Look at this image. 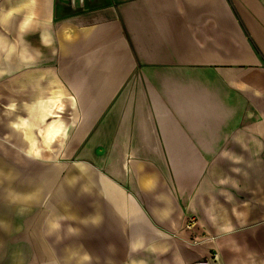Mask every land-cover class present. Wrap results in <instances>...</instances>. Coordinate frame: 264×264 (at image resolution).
Listing matches in <instances>:
<instances>
[{"label":"crops","instance_id":"0c3cea01","mask_svg":"<svg viewBox=\"0 0 264 264\" xmlns=\"http://www.w3.org/2000/svg\"><path fill=\"white\" fill-rule=\"evenodd\" d=\"M36 1L33 20L18 27L21 60L32 59L24 32L38 19L53 65L25 69L16 80L30 88L13 87L21 102L10 97L2 108L4 138L20 152L0 153V264H35L42 249L128 244L156 264H192L211 251L256 264L254 251L264 256V0H82L80 10L74 0L68 14L55 7L54 30L52 0ZM1 9L19 21L28 11L16 0ZM14 47L0 32V61ZM58 92L70 97L53 107L69 127L64 145L60 135L53 151L30 155L11 119L24 102ZM51 234L62 241L48 242ZM174 234L201 242L180 251Z\"/></svg>","mask_w":264,"mask_h":264},{"label":"rangeland","instance_id":"374dc122","mask_svg":"<svg viewBox=\"0 0 264 264\" xmlns=\"http://www.w3.org/2000/svg\"><path fill=\"white\" fill-rule=\"evenodd\" d=\"M8 2L9 0H0V32L3 33V35L7 36L10 40H12L15 43V47L8 53L9 55L6 54L4 49L1 51L2 55H1L0 67L1 66L7 67L6 72L0 73V153H2L3 155L4 153L9 152L11 150H13V152L14 151L20 152L19 147H17L16 145L13 147L10 141L4 138L6 127L4 126L3 116L5 112L2 110V108H4V106L9 102L10 97L14 98L16 103L17 102L20 103L21 102L20 98H23L21 96H18L17 94H15L17 97L10 95L11 92L16 93L13 91V87H15V89L16 87L23 88L25 93H27L26 90L30 88V86L25 87V88L22 87L20 83L16 80V78L21 76L22 75L21 73L25 69L27 70L29 68L41 67L44 65L52 67L53 65L52 64L53 62L52 53L51 52L49 53L46 49L39 47V41L37 39V30H38V27L44 26V24H47V23H44L43 21L38 20V19L34 20L24 32L25 42L27 43L28 50L32 54V59L29 62H23L21 60V54L19 50L20 48H19V44L17 41L19 37L18 27L20 29V25H18L20 16L13 15L7 18L1 14L3 12L1 7L7 6ZM73 3H74V0H52V13L53 14L55 13V7L57 6L61 10H63L62 11L63 14L65 13L68 14L69 8ZM82 3H83L82 0H76V5L77 7L79 6L78 7L79 10L81 9L80 6ZM1 23L9 24L10 26L5 29ZM55 24H56V19H55V14H54L52 21L49 24L52 30H54ZM52 49L53 48L51 47V50L49 51H52ZM16 162L21 164V162L23 163L24 161L20 160ZM61 162H62V165H64L63 172L65 170L68 172L70 170L69 164H68L70 160L62 159ZM40 163H42L41 166L48 167L52 165L54 161L53 160H43V161L40 160ZM65 175L66 174H64L62 177L61 184L63 186L68 179V174L66 176ZM85 195L86 194L83 195V199L85 198ZM22 214L23 213L20 214L21 215L20 219H22L21 223H23L25 220L24 214L23 215ZM187 217L188 219H187V222L184 224V228L186 230H189L188 227H190L193 224L194 220L192 217H189V216ZM34 225L35 223L32 224L30 229L27 231L28 236L32 238L34 237V234L36 233L34 229H32ZM25 226L26 224L24 222L23 227ZM67 234L68 233L64 234L65 239H67L66 238L68 236ZM191 235H193V233H191ZM52 236L53 235L51 234L49 236V239H47V241L49 240L50 243L62 241V238L54 239ZM170 238L173 241V244L175 245V247L179 248L180 251L182 250L183 245L190 247L189 249H192L201 242L200 240H197L194 237H190V239L188 240L186 239L182 240L180 239L181 237L176 236V234L170 235ZM41 245L42 244H40V246ZM131 247L132 245L128 244L126 247V250L122 252L121 251H90L89 250V251H76L75 253L73 252V254H70V255L68 254L69 251H59L60 252L59 253L57 250L55 251L56 252V255H55L53 251L47 252V250L42 249L44 253L42 255H36L37 259H36L35 264H61V263L63 264V262L68 263V264L70 263L71 264H91V263L93 264H136L139 262H141V264H156L157 259H155L151 254H149V251L146 250L144 247L142 250L138 248H133V247L131 248ZM30 248H32L31 251L36 249L34 246L33 247L31 246ZM84 252H87L89 254V256L91 257V260H86L85 257L82 256V253ZM254 253H255L254 262H256V264H264V256L260 255L262 251H254ZM92 254H95V255H92ZM210 254L211 255H206L203 257V259H200L192 264H195V263L197 264L200 262L201 264H229L230 257L227 255V252L225 253L221 251H211ZM32 257L33 256H31L30 258Z\"/></svg>","mask_w":264,"mask_h":264},{"label":"bare ground","instance_id":"6f19581e","mask_svg":"<svg viewBox=\"0 0 264 264\" xmlns=\"http://www.w3.org/2000/svg\"><path fill=\"white\" fill-rule=\"evenodd\" d=\"M16 3L17 6H27V14L19 21L20 28L23 29L35 17L37 1L16 0ZM48 5L50 7L49 3ZM13 9L16 8L13 6L12 10ZM66 29L70 31L68 25ZM67 99H70V97L63 96L61 92L49 97H41L38 95L23 103L26 109L25 113L15 114V118L13 117V119H11L15 131L19 134L20 139L24 141L21 147L24 148L28 154L39 156L42 151H53L55 140L59 138L60 135L62 138H60L58 142L59 148L64 145L63 141L69 133V127L63 117L59 116L62 110L56 112L53 107H62L66 101H69ZM10 106L14 107L15 104L11 103ZM55 112L57 113V117H53ZM57 150L59 151L60 149Z\"/></svg>","mask_w":264,"mask_h":264},{"label":"clouds","instance_id":"9594fccd","mask_svg":"<svg viewBox=\"0 0 264 264\" xmlns=\"http://www.w3.org/2000/svg\"><path fill=\"white\" fill-rule=\"evenodd\" d=\"M10 14V13H9ZM86 260H91V257L88 254H84Z\"/></svg>","mask_w":264,"mask_h":264}]
</instances>
